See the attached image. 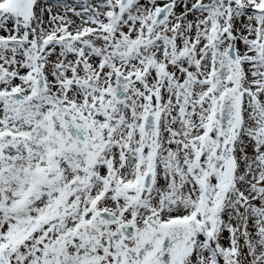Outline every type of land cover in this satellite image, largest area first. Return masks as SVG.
Segmentation results:
<instances>
[{
  "label": "snow or ice",
  "instance_id": "1",
  "mask_svg": "<svg viewBox=\"0 0 264 264\" xmlns=\"http://www.w3.org/2000/svg\"><path fill=\"white\" fill-rule=\"evenodd\" d=\"M0 264H264V0H0Z\"/></svg>",
  "mask_w": 264,
  "mask_h": 264
}]
</instances>
